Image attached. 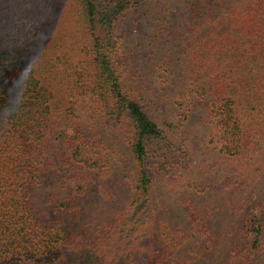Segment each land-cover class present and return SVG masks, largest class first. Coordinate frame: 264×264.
Returning <instances> with one entry per match:
<instances>
[{
	"label": "trees",
	"instance_id": "trees-1",
	"mask_svg": "<svg viewBox=\"0 0 264 264\" xmlns=\"http://www.w3.org/2000/svg\"><path fill=\"white\" fill-rule=\"evenodd\" d=\"M141 2L161 3L150 45L185 36L176 122L149 115L127 68L121 20ZM58 129L64 211L91 173L127 167V201L88 235L37 216ZM213 197L235 217L213 264H264V0H0V264H191L219 237Z\"/></svg>",
	"mask_w": 264,
	"mask_h": 264
},
{
	"label": "rangeland",
	"instance_id": "rangeland-1",
	"mask_svg": "<svg viewBox=\"0 0 264 264\" xmlns=\"http://www.w3.org/2000/svg\"><path fill=\"white\" fill-rule=\"evenodd\" d=\"M140 3L131 9L128 16L121 20L127 29L123 49L127 56V68L134 76L138 86L144 92L145 107L149 115L162 123L165 120L176 122L175 98L178 91L183 88V66L182 53L185 36L183 34L166 35L161 43L149 44V35L152 26L151 15L159 10L161 3ZM181 3L172 5L174 11L175 30L181 27V19L178 14ZM173 16V17H174ZM161 60L170 64L169 71L161 68ZM173 68H172V67ZM185 125L199 146H202V134L204 128L194 115ZM63 149L62 133L58 129L52 135L50 141V164L42 174V180L37 187V216L42 222H52L55 217L60 216L62 223L73 232L83 235L90 234L95 223L102 217H108L115 209L123 206L129 194L126 174L127 167L123 163L115 164L109 176L99 178L94 173L90 174L88 182L89 194L84 199L77 201L79 207L77 212L73 210L64 211L59 205V200L65 202L66 190L63 187V175L59 153ZM102 181L109 191V197H104L97 191L98 183ZM211 203L217 206V217L213 223L217 227L219 237L215 243L213 252L203 260L191 258V264H213L214 261L224 255L231 239V231L235 223V217L229 213L222 200L213 197ZM52 220V221H50ZM176 225H181V217L173 218ZM190 264V263H189Z\"/></svg>",
	"mask_w": 264,
	"mask_h": 264
}]
</instances>
